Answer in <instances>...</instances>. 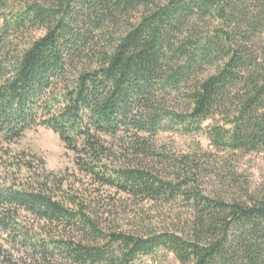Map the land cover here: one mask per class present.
<instances>
[{"label":"trees","instance_id":"obj_1","mask_svg":"<svg viewBox=\"0 0 264 264\" xmlns=\"http://www.w3.org/2000/svg\"><path fill=\"white\" fill-rule=\"evenodd\" d=\"M215 117V148L264 154V0H0V146L49 128L100 184L187 209L180 234L106 232L27 174L0 183V264H136L158 248L179 264H264V191L206 194L200 166L156 150L159 133Z\"/></svg>","mask_w":264,"mask_h":264},{"label":"rangeland","instance_id":"obj_2","mask_svg":"<svg viewBox=\"0 0 264 264\" xmlns=\"http://www.w3.org/2000/svg\"><path fill=\"white\" fill-rule=\"evenodd\" d=\"M170 104L180 109L175 103ZM216 125H222L218 117L202 120L199 129L190 132L180 129L161 132L155 138L156 150L182 160H193L200 166L199 183L206 194L230 197L247 188L249 191H264V154L231 157L215 148L207 132ZM119 154V151L115 154L116 158H120ZM146 162L162 174L172 176L168 162H159L158 157ZM18 165H26L28 170L22 167L19 171L16 169ZM227 168L234 170L237 186L228 176ZM27 174H30L28 180L34 183L42 182V177L48 175V187L57 200L68 208H82L106 232L148 235L163 232L180 234L185 230V207L178 203L138 201L117 192L115 188L100 184L77 168L73 152L66 149L58 135L49 128L36 126L27 130L19 140L0 146V183L25 182ZM48 230L52 234L64 233L65 236L82 238L79 232L71 229L64 231L50 226ZM85 240L104 242L101 239ZM135 263L179 264L172 252L162 248L138 255Z\"/></svg>","mask_w":264,"mask_h":264}]
</instances>
